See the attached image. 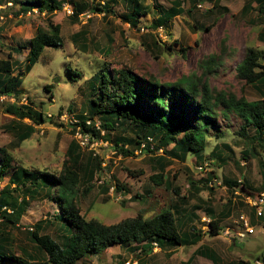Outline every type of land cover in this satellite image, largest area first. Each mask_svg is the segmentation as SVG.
Masks as SVG:
<instances>
[{
	"label": "rangeland",
	"instance_id": "374dc122",
	"mask_svg": "<svg viewBox=\"0 0 264 264\" xmlns=\"http://www.w3.org/2000/svg\"><path fill=\"white\" fill-rule=\"evenodd\" d=\"M23 1H0L3 8L0 15L4 17L0 28V59L11 55L14 75L22 73L30 41L39 29L49 31L52 26L59 25L62 46L45 50L24 78L21 88L23 95L18 104L34 107L44 115L46 123L34 126L28 119L20 121L5 112V107L14 100L0 101V147H5L14 157L12 169L0 181V191L8 184L15 167L57 176L65 164H70L67 152L75 141L76 115H93L91 105L100 96L98 75L102 72L114 74L129 69L139 77L141 86L148 89L147 97L141 102L143 113H147L148 106H154L150 101L153 95L150 84L169 85L187 77L207 81L215 98H244L248 102L264 99L263 84H248L236 73L238 64L254 50L262 65L255 72L264 75V9L254 8V3L248 11L244 10L251 0H141L143 16L137 26L125 19L133 11V5L122 0H54L65 4L53 14L37 9L25 12L21 7ZM96 6L103 11L108 8V13L96 11ZM177 6L184 10L182 15L166 26L155 24L161 9ZM73 11L82 14L75 18ZM209 62L211 72H207ZM167 101L169 105L172 102L170 108L176 109L189 123L196 121L192 103L176 94L168 96ZM30 125L35 127V132L19 144L18 134ZM245 125L247 134L254 135L255 130L245 117L235 111L225 112L222 105L217 106L214 126L209 129L205 148L200 153L202 161L195 153H189L182 160L170 159L161 152L141 153L139 149L133 150L135 156L125 157L119 152L121 146L116 144L121 140L137 139L138 130L120 122L115 131L107 134L106 141L91 139L86 148H80L77 172L81 182L77 186V203L86 220L114 225L138 215L152 218L178 203L173 189H178L181 197L190 198L180 206L184 224L186 215L195 206H200L201 210L196 212L198 219L194 226L204 233L209 232L203 229L206 226L203 217L211 219L206 214L208 207L219 214V219L227 217L220 236L206 235L195 246L165 250L155 246L152 252L145 254L141 250L143 243L132 242L111 247L77 264H186L193 256L192 264H214L194 255L199 247L215 251L222 264L240 260L262 264L264 213L262 219H257L248 199L255 200L264 194V151L258 148L255 153H248L250 147L241 136ZM146 136L147 133L141 134V141ZM153 143L158 144L157 141ZM172 148L173 145L165 149ZM93 154L99 158L102 171L97 170ZM160 157L168 161L163 169L166 181L163 186H156L151 177L162 172L164 165L158 162ZM202 166L204 170H200ZM214 179L221 184H216ZM191 182L200 188L198 194ZM243 183L248 189L245 193L242 192ZM15 196L21 199L22 189H17ZM45 196L42 192L34 200L30 199V205L15 228L9 225L15 258H26V251L34 252L28 232L40 221L44 222L41 235L49 234L62 242L60 224L53 220L57 213L60 214L59 207ZM24 197L31 198L30 195ZM243 214L254 219L255 234L240 239L239 219ZM189 226L191 223H186L185 227Z\"/></svg>",
	"mask_w": 264,
	"mask_h": 264
},
{
	"label": "trees",
	"instance_id": "16d2710c",
	"mask_svg": "<svg viewBox=\"0 0 264 264\" xmlns=\"http://www.w3.org/2000/svg\"><path fill=\"white\" fill-rule=\"evenodd\" d=\"M122 1L133 5V11L129 12L125 19L132 26H137L143 16L141 0ZM204 1L211 2L213 0ZM64 4L54 0H24L21 7L25 12L37 9L40 12L53 14ZM262 9L264 6H260V11ZM95 10L108 13L109 9L105 7V11H103L96 6ZM160 12L161 15L155 23L158 27L166 26L175 17L182 15L184 10L177 6L167 10L161 9ZM81 14L77 11L73 13V16L78 18ZM61 46L60 27L59 25L52 26L49 31L39 29L36 36L30 41L29 54L22 73L14 75V63L11 55L7 59H0V95L15 98V103H9L5 107V112L8 115L14 116L20 121L28 119L34 126L46 123L44 115L37 112L34 107L18 103L23 95L21 88L24 78L39 62L45 50ZM259 59L260 56L257 52L250 51L236 67L237 76L248 84L261 83L264 85L263 73L255 72L262 66ZM207 65V72H211L210 62ZM98 79L100 86L99 90H96L100 96L91 105L93 115H76L78 122L74 125L73 132L75 134L76 128L80 127L84 133H91L94 139L106 141L107 134L115 131L117 122L131 125L138 130L137 139L121 140V143L116 144L117 147L121 146L119 152L125 157L135 156L133 150H141V145L147 142L148 138H152L153 142L157 141L158 144L153 143L154 150H151L147 145L144 152L147 151L151 154L163 150L162 154L170 159L182 160H185L189 153H195L202 161L200 153L205 148L209 129L214 126L216 107L220 105L224 106L225 112L235 111L245 117L247 124L254 128L255 132L252 136L247 134L246 125L242 129L244 135L241 134V136H244L250 147L248 153H255L258 148L264 151V99L248 102L244 98L239 100L233 97L226 99L222 96L215 98L207 81L202 82L200 78L187 77L169 85L150 84L149 86L153 87L150 101L154 106H150V108L148 106L145 111L147 113H143L144 106L141 105V102L147 97L148 89L141 86V79L133 72L129 69H122L114 74H109L105 71L98 75ZM175 94L195 106L196 121L194 123H189L184 116L178 115L176 109L170 108L172 102L169 105L167 97H172ZM90 120L92 124L88 126L87 121ZM97 122H100L101 130H96ZM34 126H26L23 132L18 134L19 144L31 138L35 132ZM102 132L105 133L104 136H102ZM143 133H147V136L141 141ZM172 145L173 148L167 151L166 149ZM125 146L127 149H124ZM80 148L75 140L67 152L70 164H65L63 171L57 176L50 172H33L21 167L13 168L8 184L0 191V264H77L79 261L92 255L101 254L111 247L124 246L132 242L143 243L141 250L146 254L152 252L155 246L161 250L168 249V247L176 249L198 245L206 235L220 236L223 227L221 226L222 220L227 216L224 219H219V214L209 207L206 209V214L211 218L208 233L198 230L193 225L195 218L197 219L196 212L201 210L200 206L193 207L186 215L192 226L185 227L187 222L185 224L182 222L181 215L183 214H181L180 206L185 205L186 200H190V198L181 197L178 189H173V193L179 198L178 203L152 218L138 215L114 225H105L95 219L86 220L77 203V186L81 182V176L77 172V151ZM93 156V159L97 161V170L102 171L99 158L95 154ZM158 162L164 165L161 167L162 172L151 177V181L156 186H163L166 181L163 169L167 167L168 161L166 158L160 157ZM13 163L12 154L5 147H0V181L4 180L9 170L12 169ZM262 176L264 179V173ZM191 187L198 194L200 188H197L194 182H191ZM117 188L118 191L122 190L118 185ZM17 189H22L23 197L21 199L19 196H15ZM247 190L246 183H243L242 192L245 193ZM42 192L46 194V199L54 201L59 207L60 214L57 213L53 220L60 224L62 242L56 241L49 234L41 235L44 231V222L40 221L32 231L28 232L30 240L34 244V252L26 251V258L21 256L15 258L14 239L9 225L12 224V228H15L16 223L20 221L30 205V199L34 200ZM52 192L55 193L52 194ZM27 195H30L31 198L24 197ZM252 223L254 224L253 218ZM67 238H69L68 241ZM194 255L202 256L214 264H222L219 255L207 247H199ZM192 258L186 264H192ZM261 260L264 262V258ZM234 264L251 263L240 260Z\"/></svg>",
	"mask_w": 264,
	"mask_h": 264
},
{
	"label": "built area",
	"instance_id": "2783aa9c",
	"mask_svg": "<svg viewBox=\"0 0 264 264\" xmlns=\"http://www.w3.org/2000/svg\"><path fill=\"white\" fill-rule=\"evenodd\" d=\"M9 5H12V4H9ZM199 7L201 8L202 5H199ZM3 10V8L0 6V14H1V11ZM74 13V11H73ZM4 22V17L2 15H0V28L2 26V23ZM9 100H14L13 103H15V98L14 97H8V96H1L0 95V101L4 102V101H9ZM92 124V121H87V125H91ZM96 126V130H101L100 128V122H97L95 124ZM102 136L105 135L104 132L101 133ZM74 137H75V140L78 142L79 146L84 149L86 148L89 143L91 142V139L93 140V136L91 135V133H84L82 131V129L80 127H77L76 128V132L74 134ZM149 145L151 150H154V144H153V139L152 138H148V141L147 142H144L142 145H141V150L140 152L142 153V150L144 152V149H146V146ZM161 153H163V150H160ZM203 167H200V170H204L202 169ZM214 182L216 184H221V182H218L217 179H214ZM241 182V181H240ZM210 184H213L212 182ZM248 204L253 208V211H254V214L256 216L257 219H260L261 217H263V213H264V209H263V205H264V194H260L255 200H251V199H248ZM240 223H241V226H242V232H239L238 233V237L240 239H244L248 236H252L255 234V228L252 226L251 224V219L250 217L246 216V215H241L240 216ZM203 222L206 223V229L207 231L210 230V227H209V224H210V220L209 219H206L204 218L203 219ZM260 262V261H259ZM262 264H264V262H262Z\"/></svg>",
	"mask_w": 264,
	"mask_h": 264
},
{
	"label": "crops",
	"instance_id": "0c3cea01",
	"mask_svg": "<svg viewBox=\"0 0 264 264\" xmlns=\"http://www.w3.org/2000/svg\"><path fill=\"white\" fill-rule=\"evenodd\" d=\"M1 2L3 1V0H0ZM257 1H259V2H257ZM255 3V5H253ZM252 5L254 6V8H257V7H260V6H264V0H256V1H254L253 3H252V0L251 1H249L248 3H247V5H246V7H245V9L244 10H246V11H248V9H250L251 7H252ZM243 10V11H244ZM192 210V209H191ZM204 218H206V217H203V219ZM188 218H186V222L187 223H189V220H187ZM197 219H198V217H197ZM206 219H209V218H206ZM195 220H196V218H195ZM228 220V219H227ZM226 221V219H224V220H222V223H221V226H222V224L224 223ZM193 225H195V222H193ZM191 226H192V224H191ZM190 227V226H189ZM188 227V228H189ZM206 226L204 225L203 226V229L205 228ZM242 227V226H241Z\"/></svg>",
	"mask_w": 264,
	"mask_h": 264
}]
</instances>
